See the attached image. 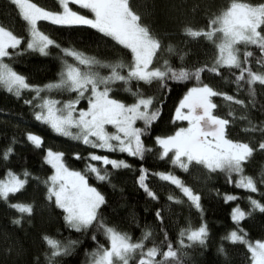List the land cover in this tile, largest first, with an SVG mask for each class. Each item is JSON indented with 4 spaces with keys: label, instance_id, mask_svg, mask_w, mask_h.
Returning <instances> with one entry per match:
<instances>
[{
    "label": "snow or ice",
    "instance_id": "1",
    "mask_svg": "<svg viewBox=\"0 0 264 264\" xmlns=\"http://www.w3.org/2000/svg\"><path fill=\"white\" fill-rule=\"evenodd\" d=\"M16 6L17 14L25 22L27 39L17 36L14 32L0 25V86L8 93L21 98L24 92H31V99L24 103L33 109L34 119L41 124L49 126L55 133L81 141L94 149H104L108 152L126 153L130 157L144 159L146 153L152 149L146 147L142 137L145 136L151 125L158 119L159 109L151 108L153 99L144 97L139 90L133 91L132 81L152 83L161 82L167 86V81L195 80L197 86L188 90L175 110V121H187V127L179 128L174 135L156 137V143L162 149L160 159L169 158L176 168L189 171L190 165H202L210 172H226L229 182L232 175L239 179L235 181L237 188L245 189L250 193L259 192L258 184H264V178L259 181L252 176L244 175V165L250 160L257 150L249 143L233 141L227 137V128L230 119L214 114L218 105L213 102V97H222L236 105L243 106L244 101L233 95L220 93L208 84L201 82V74L205 71L221 74L222 68L236 69L234 83L238 91L247 84L251 95L255 96L253 85L257 82L264 85V72L253 71L248 66L249 58L253 57L252 51L243 52L241 59L240 45L245 48L255 46L264 57V3L253 5L242 0H231L229 7L220 15L209 20L207 30L185 29V34L192 38L204 37L208 41H216L214 37L219 33L218 55L211 66L204 65L194 69H174L167 60L161 67H150L158 50L161 49L160 41L151 34L150 29L141 22V16L130 6V0H56L58 11L49 10L38 5L34 0H10ZM72 5L88 10L92 16L81 14L73 10ZM38 22H48L53 26L78 27L87 26L95 29L104 37L110 38L116 44L130 50L133 60L131 64L122 61H101L96 57L88 56L75 48H64L51 38L38 26ZM52 47L61 53L62 69L58 74L59 79L44 85L31 84L28 78L18 73L5 62V58L14 60L26 53H36L49 56ZM9 49L13 51H9ZM171 53L174 50L169 47ZM71 57L73 62L67 59ZM258 65H264V58L257 60ZM127 68V75L121 74ZM109 70L108 75H101V70ZM117 82H123L124 90L135 97V102L125 104L110 95L114 92ZM243 82V83H242ZM68 92L76 93V99L60 101L52 98L51 93ZM86 93L90 95L86 96ZM87 99V109H77L76 105L81 99ZM254 106V105H253ZM233 114L229 112L231 117ZM246 120V116L239 117ZM137 121L143 122V127H137ZM251 124V121H249ZM114 127V132H108L106 126ZM73 129L76 131L74 132ZM245 131H257L255 125ZM264 132V129H260ZM26 139L35 148L43 145V138L35 133H26ZM13 144L16 143L13 138ZM259 150H264V142L258 144ZM14 154L12 145L0 150V159L8 160ZM171 154V155H170ZM64 154L46 150L45 163L51 165L54 174L43 183L47 186V199L63 209L66 225L77 232L87 231L96 227L102 231L108 246L101 244L92 253V264H181L178 250L172 243H167V250L161 252L155 244L146 249L145 242L152 237L151 231H145L139 240L114 226L104 223L100 216L101 206L106 203L104 195L88 182V174H92L100 182H110L112 170L127 169L131 165L123 159H113L108 155L90 153L87 158L95 163H86L85 171L70 170L63 160ZM77 155V159H80ZM157 176L161 181L174 185L186 197L190 206L202 211L201 197L189 186H186L178 176L172 172L149 173L143 167L137 182L146 195L157 200V194L150 188L149 177ZM7 179H0V200L8 202L10 196L25 189L32 174L28 170L20 173L9 169ZM38 179V178H36ZM170 202L182 203V200L168 197ZM236 195H227V201L237 200ZM251 210L245 212L236 206L231 214L236 228L226 239L233 244L246 245L250 253L251 264H264V242L255 243L247 239V233L240 228V222L251 216L252 211L259 210L264 213V204L253 198L247 197ZM9 207L18 213H33V205L28 203H11ZM157 218L162 222L161 212H156ZM20 219L13 223L19 224ZM208 237L206 224L197 228H184L179 233L178 244L181 249L203 246ZM96 239L95 236L92 237ZM49 246L50 255L47 256L48 264H55L56 258L68 255L78 241L69 240L67 243L49 236L43 237ZM187 241V243L185 242ZM223 252V247L220 249ZM161 259H156L157 256ZM138 258V259H137Z\"/></svg>",
    "mask_w": 264,
    "mask_h": 264
},
{
    "label": "trees",
    "instance_id": "2",
    "mask_svg": "<svg viewBox=\"0 0 264 264\" xmlns=\"http://www.w3.org/2000/svg\"><path fill=\"white\" fill-rule=\"evenodd\" d=\"M40 6L58 11L56 0H34ZM253 5L264 3V0H242ZM231 0H130V6L141 16V22L150 29L161 43V49L153 60L152 67H161L165 60L174 69H194L204 65L211 66L218 55V37L216 43L204 37L192 38L185 34V29L207 30L209 20L220 15L229 7ZM75 9L82 10L88 16V10L72 5ZM17 8L10 0H0V25L12 30L17 36L27 39L25 22L17 14ZM38 26L51 38L64 48H75L88 56L96 57L101 61H122L131 64L133 57L130 50L116 44L110 38L104 37L95 29L87 26L60 27L48 22H38ZM171 47L174 51L169 52ZM241 49V59L244 51H252L253 57L249 58L248 66L256 72H264V65H258L262 54L255 46H238ZM9 51H13L9 49ZM70 63L71 57L67 58ZM15 71L25 75L31 84L44 85L59 79L61 72V53L52 47L49 56L36 53H26L14 60L5 58ZM236 69L222 68L221 74L205 71L201 74V82L208 84L220 93L233 95L243 100L244 105H236L222 97H213V102L218 105L214 114L230 119L227 128V137L233 141L249 143L257 150L250 160L244 165V175L252 176L259 181L264 178V150L258 149V144L264 142V85L258 82L253 85V97L247 84L239 91L234 83ZM109 70H101V75H108ZM127 75V68L122 73ZM243 83V82H242ZM133 91L137 89L144 97H151V108L159 109L158 119L151 125L147 134L142 137L146 147L152 149L146 153L143 160L130 157L126 153L108 152L104 149H94L81 141L55 133L49 126L36 121L31 106L24 103L31 99L33 93L24 92L21 98L8 93L0 86V150L12 145L14 154L8 160L0 159V179H5L7 170L20 173L28 170L32 174L25 189L10 196L8 202L0 200V264H48L47 256L50 255L49 246L44 241V236H49L67 243L69 240L78 241L68 255L56 258L55 264H91L92 253L103 244L108 246L102 231L92 227L87 231L77 232L69 228L64 221V211L54 202L47 199V186L43 181L54 174L51 165L45 163L46 150L61 152L66 166L73 171H85L90 153L108 155L113 159L126 160L131 167L127 169L112 170L110 182H100L94 175L88 174L89 183L96 187L105 197L106 203L101 206L100 216L105 224L114 226L121 232L128 233L133 241L141 238L142 233L151 231L152 237L146 241V249L156 246L161 252L167 250V243H172L178 250L181 264H251L250 253L246 245L223 239L237 226L231 219V214L237 205L245 212L251 210L248 196L264 204V184H258L259 192L249 191L235 186L239 179L232 175V182L226 172H210L202 165H190L189 171L176 168L169 158L160 159L162 149L156 143V137H167L185 126L187 121H175V110L188 90L197 86L195 80L177 82L167 81V86L161 82L153 81L148 84L143 81L131 82ZM114 98L125 104L135 102V97L124 90L123 82H117ZM52 98L60 101L73 100L76 93L56 92ZM90 93H86V96ZM87 105V99H82L80 108ZM254 105V106H253ZM232 112V116H229ZM246 116V120L239 117ZM251 121V124H249ZM255 125L257 131H245ZM137 127H143L142 121H137ZM113 129L112 126H108ZM32 132L43 138L41 148H35L26 139V133ZM13 138L16 143L13 144ZM77 155L81 157L77 159ZM171 155V154H170ZM141 167L149 173L172 172L178 176L186 186L193 189L201 197L202 211L191 207L186 197L174 185L161 181L157 176L150 175V188L157 194L158 199L148 197L140 188L137 178ZM38 178V179H36ZM182 200V203L170 202L168 197ZM227 195H236L237 200L227 201ZM28 203L33 205V213H18L9 207L11 203ZM161 212L162 222L157 218L156 212ZM20 219V223H13ZM201 224L207 225L208 237L205 245H195L181 249L178 244L179 233L184 228H197ZM240 228L247 233L249 241H264V213L259 210L252 211L251 216L240 222ZM93 236L96 237L93 240ZM187 243V241H185ZM223 247V252L220 251ZM138 259V258H137ZM156 259H161L158 255ZM135 264V261L132 262Z\"/></svg>",
    "mask_w": 264,
    "mask_h": 264
},
{
    "label": "rangeland",
    "instance_id": "3",
    "mask_svg": "<svg viewBox=\"0 0 264 264\" xmlns=\"http://www.w3.org/2000/svg\"><path fill=\"white\" fill-rule=\"evenodd\" d=\"M39 5V4H38ZM70 7H72L73 8V10H76V11H79L81 14H84V15H86L85 13H83V11L82 10H78V9H75L73 6H72V4H70ZM48 9V8H47ZM49 10H51V9H49ZM91 17V16H90ZM219 36H220V34L218 33L217 34V37H218V43L220 42L219 41ZM150 67H152L151 65H150ZM56 99V98H55ZM74 99H76V98H74ZM73 99V100H74ZM82 100V99H81ZM80 100V101H81ZM64 101H69V100H64ZM79 104H77L76 105V108L77 109H81L79 106H78ZM88 108V101H87V105H86V107H84L83 109H87ZM108 126H111V125H107L106 126V130L108 131V132H114L115 131V129H114V127H113V129H111L110 127H108ZM188 126V122H187V124L185 125V126H181V127H187ZM73 131L75 132L76 130L75 129H73ZM54 152H57V151H54ZM65 163V162H64ZM71 170V169H70ZM53 172H54V169H53ZM5 179H7V177L5 178ZM89 182V181H88ZM90 184V183H89ZM91 185V184H90ZM92 186V185H91ZM251 242H253V243H255L256 241H251ZM262 242H264V241H262ZM91 264H92V262H91Z\"/></svg>",
    "mask_w": 264,
    "mask_h": 264
}]
</instances>
